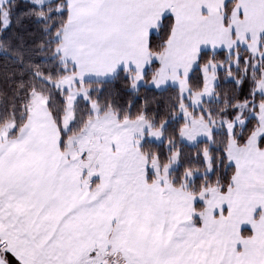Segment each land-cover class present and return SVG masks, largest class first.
Segmentation results:
<instances>
[{"label": "snow or ice", "instance_id": "1", "mask_svg": "<svg viewBox=\"0 0 264 264\" xmlns=\"http://www.w3.org/2000/svg\"><path fill=\"white\" fill-rule=\"evenodd\" d=\"M0 264H264V0H0Z\"/></svg>", "mask_w": 264, "mask_h": 264}]
</instances>
